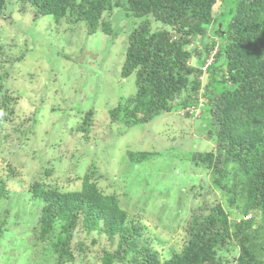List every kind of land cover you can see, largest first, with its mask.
Listing matches in <instances>:
<instances>
[{"label": "trees", "instance_id": "16d2710c", "mask_svg": "<svg viewBox=\"0 0 264 264\" xmlns=\"http://www.w3.org/2000/svg\"><path fill=\"white\" fill-rule=\"evenodd\" d=\"M12 2L34 22L48 16L56 26L84 25L88 37L99 31L114 42L120 33H129L121 75L124 80L134 75L135 92L125 105L119 103L110 111L111 123L124 127L118 136L163 114L193 118L190 111L202 104L199 128L213 150L193 152L187 161L206 171L207 194L219 192L221 199L216 205L204 199L202 206L189 210L181 251L162 260L141 240L142 226L129 219L119 197L98 187L93 168L78 176L82 185L74 191H61L41 176L29 189L30 199L40 206L34 229L40 259L55 264H223L225 254L237 252L232 264H264V0ZM8 4L0 0V18ZM115 10L126 20L122 31L113 30L103 18ZM25 58L26 54L14 55L9 65ZM5 60L0 61V81L6 85L0 82V120L11 123L19 96L3 78L10 74L1 73ZM94 114L90 109L76 127L84 138L91 132ZM31 121L37 123L36 117ZM129 155L141 164L159 157V152ZM44 171L46 176L54 173ZM9 194L0 178V202ZM102 239L109 244H100Z\"/></svg>", "mask_w": 264, "mask_h": 264}, {"label": "rangeland", "instance_id": "374dc122", "mask_svg": "<svg viewBox=\"0 0 264 264\" xmlns=\"http://www.w3.org/2000/svg\"><path fill=\"white\" fill-rule=\"evenodd\" d=\"M6 1L8 9L0 18V61L7 60L1 73L10 74L3 78L17 90L19 104L11 123L0 120V178L10 191L0 202V264H55L40 259L34 241L40 206L30 199V186L42 176L61 191H74L82 185L78 176L91 168L98 187L115 193L129 219L140 223L141 240L162 260L169 259L182 249L189 210L202 206L204 199L212 205L221 201L219 192L207 194L206 171L187 161L193 152L213 150V143L202 138L200 116L163 114L118 136L124 127L111 123L110 111L125 105L135 92L134 75L127 80L121 75L129 33H120L114 42L99 31L88 37L84 25L56 26L48 16L34 22L30 13L22 15L12 0ZM103 18L113 30L127 28L118 10ZM60 52L74 61L58 56ZM17 54L26 58L11 67ZM90 109L95 114L84 138L76 127ZM137 152H159V157L136 164L129 154ZM44 168L54 173L46 176ZM236 256L225 254L223 264H232Z\"/></svg>", "mask_w": 264, "mask_h": 264}, {"label": "clouds", "instance_id": "9594fccd", "mask_svg": "<svg viewBox=\"0 0 264 264\" xmlns=\"http://www.w3.org/2000/svg\"><path fill=\"white\" fill-rule=\"evenodd\" d=\"M216 51L217 50H214L211 54H210V56H209V58H208V60H207V62H206V64H208V66H209V64H211L213 61H214V55L216 54ZM207 66V67H208ZM207 67H204V69H206ZM205 77V76H204ZM200 97V101L199 102H201L202 103V100H201V95L199 96ZM200 103V104H201ZM201 106H202V104L198 107L199 108V110L201 109ZM195 109H197V108H195ZM200 115H201V111H200ZM199 115V116H200ZM198 116V117H199Z\"/></svg>", "mask_w": 264, "mask_h": 264}, {"label": "built area", "instance_id": "2783aa9c", "mask_svg": "<svg viewBox=\"0 0 264 264\" xmlns=\"http://www.w3.org/2000/svg\"><path fill=\"white\" fill-rule=\"evenodd\" d=\"M196 111V112H195ZM191 114L193 115V116H195V117H198L199 115H200V110H199V108H197V109H192L191 111Z\"/></svg>", "mask_w": 264, "mask_h": 264}, {"label": "bare ground", "instance_id": "6f19581e", "mask_svg": "<svg viewBox=\"0 0 264 264\" xmlns=\"http://www.w3.org/2000/svg\"><path fill=\"white\" fill-rule=\"evenodd\" d=\"M182 112V111H181ZM196 112V111H195ZM183 113V112H182ZM190 114H191V112H190ZM193 117H195V116H193Z\"/></svg>", "mask_w": 264, "mask_h": 264}]
</instances>
